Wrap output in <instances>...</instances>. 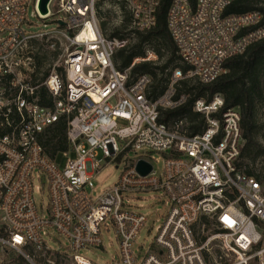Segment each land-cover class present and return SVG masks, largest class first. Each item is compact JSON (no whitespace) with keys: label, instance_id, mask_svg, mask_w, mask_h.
I'll use <instances>...</instances> for the list:
<instances>
[{"label":"built area","instance_id":"1","mask_svg":"<svg viewBox=\"0 0 264 264\" xmlns=\"http://www.w3.org/2000/svg\"><path fill=\"white\" fill-rule=\"evenodd\" d=\"M98 1L48 0L42 13L40 0H0V264H35L59 238L76 264L90 263L78 251L103 248L110 232L116 264H264V191L238 166V109L224 108L216 93L191 104L204 119L201 132L183 129L184 119L162 120L187 99L177 95L180 80L209 83L228 58L264 38L262 12L225 14L231 0H172L167 28L185 71L176 67L151 99L150 78L130 77L138 59L114 66L125 41L101 33ZM126 1L132 28L154 25L158 0ZM30 6L40 26L28 18ZM61 117L67 147L50 157L39 134ZM151 153L162 155L161 170ZM121 161L117 181L96 192L93 178ZM139 161L151 170L139 173ZM44 189L48 205L39 214L33 194ZM149 192L167 208L153 241L134 249L149 216L127 208L129 195ZM199 227L211 233L199 236Z\"/></svg>","mask_w":264,"mask_h":264},{"label":"trees","instance_id":"2","mask_svg":"<svg viewBox=\"0 0 264 264\" xmlns=\"http://www.w3.org/2000/svg\"><path fill=\"white\" fill-rule=\"evenodd\" d=\"M124 8V17L120 26L115 28L106 38H117L125 41L122 48L112 54L114 66L123 70L128 68L133 60L138 59L130 68V77L145 74L150 78L147 92L151 99L160 96L170 81L171 73L175 67L185 71V66L180 63L175 44L167 28V11L172 0H158L155 9V23L145 31L132 28V14L126 0H117ZM194 6L196 0H187ZM102 0L96 3V9L100 7ZM257 0H231L225 9V14H241L251 10H260L264 16V7L257 6ZM100 13L96 12V16ZM130 26L127 32L133 38V43L128 41L124 30ZM128 26V27H129ZM105 29V22L101 23ZM129 38V37H128ZM153 51L158 58L147 59V52ZM164 61L160 63L161 58ZM177 95L184 94L185 103L175 110H163L162 120L172 118L184 119L183 129L191 133L201 132L204 127V119L199 113L191 110V104L197 98L210 100L216 93L223 97L224 108L236 107L240 115V131L242 144L239 152V168L245 173L252 175L261 185H264V168L257 171L255 163L259 157H264V143L258 140L259 123L257 120V105L264 104V38L249 44L239 54L228 58L224 63V72L209 83L203 84L195 79L184 78L177 84ZM40 102L48 104L46 90L41 89ZM39 143L44 147L48 156L53 157L58 151L65 150L66 120L59 118L56 122L48 125L39 134ZM264 191V189H263ZM201 222H207L202 218ZM50 258L53 264H63L60 253L54 251ZM46 257H38V264L46 263ZM19 264H27L20 258Z\"/></svg>","mask_w":264,"mask_h":264},{"label":"rangeland","instance_id":"3","mask_svg":"<svg viewBox=\"0 0 264 264\" xmlns=\"http://www.w3.org/2000/svg\"><path fill=\"white\" fill-rule=\"evenodd\" d=\"M121 1V0H120ZM117 0H102L100 7L96 12L99 11V15L96 16L98 20L99 30L103 35H109L115 28L120 26L121 20L124 17V8L120 6ZM258 7H264V0H257ZM32 11V6L28 9V18L38 26L41 25L40 20L36 17L30 15ZM105 22V29L103 30L101 27V23ZM129 26V25H128ZM125 28L124 35L133 43V38L130 37L131 35L127 32L130 26ZM129 37V38H128ZM147 58L156 59L158 58L157 55L149 50L147 52ZM165 56L161 58L160 63L164 61ZM176 68V67H175ZM174 68V69H175ZM173 69V70H174ZM257 120L259 123L258 129V140L264 143V104L257 105ZM153 156V160H150L151 163L154 164L156 170H161L162 168V155L158 153H151ZM100 157V154H99ZM134 158L135 156H129V158ZM63 164V161H60V165ZM122 161L119 163L110 162L109 165L105 166L101 169L100 173L93 178L95 184V191L101 192L102 190L112 186L118 179L120 170L122 168ZM255 167L257 171H261V167L264 168V157H259L255 163ZM35 185H38L35 182ZM264 189V185H261ZM160 196L159 193H134L129 195L128 199V209L131 211H138L145 213L149 216V220L146 222L145 226L141 229L138 238L134 243V249L137 247L142 246L144 249L148 247V245L153 241L155 236V228L159 224L161 220V215L166 211V208L162 201L158 198ZM34 202L39 214H46V208L48 205V197L46 189L42 190L41 192H34L33 194ZM211 231L202 230V227H199L197 233L199 236L209 235ZM112 237L111 241L107 239V235H103V248H86L81 249L78 251V254L88 260L91 264H116L117 256H118V246L114 239V235L110 232ZM59 241H55L52 244V247L60 253L61 260L63 264H76L69 252L68 247L63 238H59ZM46 255V254H45ZM51 254L46 256L50 258ZM41 257H45L42 255ZM35 264H38L35 262Z\"/></svg>","mask_w":264,"mask_h":264},{"label":"water","instance_id":"4","mask_svg":"<svg viewBox=\"0 0 264 264\" xmlns=\"http://www.w3.org/2000/svg\"><path fill=\"white\" fill-rule=\"evenodd\" d=\"M47 2L48 0H40L39 2V10L42 13H45L47 11ZM60 24H63V22H59ZM136 169L139 173L141 174H146L151 170V165L144 162V161H139L136 165Z\"/></svg>","mask_w":264,"mask_h":264},{"label":"bare ground","instance_id":"5","mask_svg":"<svg viewBox=\"0 0 264 264\" xmlns=\"http://www.w3.org/2000/svg\"><path fill=\"white\" fill-rule=\"evenodd\" d=\"M83 264H90V263H88V262H86V261H83Z\"/></svg>","mask_w":264,"mask_h":264}]
</instances>
